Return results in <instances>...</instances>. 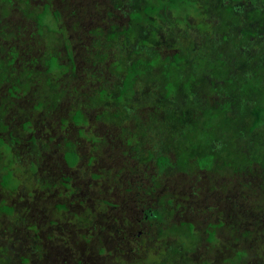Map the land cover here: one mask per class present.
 Wrapping results in <instances>:
<instances>
[{
	"label": "rangeland",
	"instance_id": "374dc122",
	"mask_svg": "<svg viewBox=\"0 0 264 264\" xmlns=\"http://www.w3.org/2000/svg\"><path fill=\"white\" fill-rule=\"evenodd\" d=\"M118 1L0 0V168L5 161L15 182L13 188L0 184V264H264V127L250 130L248 108L218 114L212 81L184 80L176 75L177 68L165 70L163 57L175 51L164 45L165 39L170 41L166 26L153 38L159 60L143 68L140 82L145 88L159 80L162 87L171 82L169 97L177 103L194 89L198 102L209 100L208 108L206 101L197 107L189 100L192 107L186 110L170 103L172 117L164 119L155 100L132 96L130 118L107 110L96 119L100 108L92 101L105 89L101 82L112 96L120 76L115 74L118 51L105 44L107 31L150 22L145 13L129 17L127 9L115 7ZM147 1L156 5L163 0ZM185 2L198 12L185 28L191 35L210 32L205 9L214 3ZM47 9L51 14L58 10V20ZM231 19L236 25L241 21ZM171 26L172 39L178 28ZM231 37L229 44L237 46L239 33ZM65 42L75 53L77 68L71 73L64 64L66 74L53 82L44 51L68 63ZM10 45L16 55L8 68ZM122 45L123 55H130L129 46ZM98 51H104L102 66L93 64ZM255 76L262 81L260 88L255 92V82L239 88L240 99L253 95L262 102L264 69ZM77 107L84 120L75 123L70 114ZM233 109L241 122H231ZM174 117L189 123L187 142L180 139ZM201 122L209 123L208 137L222 134L227 150L199 138ZM232 123L236 129L230 128ZM239 127L247 137L237 134ZM11 138L9 150L5 144ZM69 149L77 156L67 158ZM159 152L171 165L160 173L149 157ZM146 206L159 210L162 223L142 218ZM180 236L188 243L185 255H174Z\"/></svg>",
	"mask_w": 264,
	"mask_h": 264
},
{
	"label": "trees",
	"instance_id": "16d2710c",
	"mask_svg": "<svg viewBox=\"0 0 264 264\" xmlns=\"http://www.w3.org/2000/svg\"><path fill=\"white\" fill-rule=\"evenodd\" d=\"M211 1L210 5L214 3L212 8H210V6L206 7L205 12H207L206 15L211 23L212 30L210 32L204 30L206 33L197 31V33L193 35L190 34L189 28H185V24H187V21L192 20L198 12H195V7L188 6L185 0H163L161 4L156 5L148 3L147 0H119L118 2H114L116 8H119L120 10L127 9L125 13L131 18H141L143 13L146 15L148 14L150 22L138 27L130 25L123 29L111 26L107 31L108 38L105 44L108 46V49L113 48L118 51V57L116 59L118 64L115 65L116 67L119 66V68L117 67L119 72L115 74H120V76L118 77L116 84L112 85V96L111 92H107L106 84L103 83L102 79H99L102 81L100 88L104 87L105 89H103L100 95H98V99L92 101L94 106L96 105L100 108H96L100 112L96 114V119H100L107 110H111L113 114L114 111L117 114L124 112L127 114V118H130L132 110L135 109L133 105L134 103L129 102V97L132 96V98H145L147 99V102L155 100L156 102L154 103L156 104V108L161 110L164 119L172 117L169 113L170 103H173L174 109L176 110H186L192 107L189 104V100L197 105V107L200 106L199 104H204V101H206L207 103L203 106L206 107L205 109L208 108L209 100L207 98H201V101L203 100V102H198V97L196 96V91L194 89L187 91L189 98L187 97V94H185L182 103H177L169 97V94L173 92V84L171 82H166L164 87H162L159 80V82L156 81L146 88V84L140 82L141 75L144 74L143 68L151 64L153 60L157 61L156 59H158V49L156 47L153 48V38L155 41L158 34L161 32V29L163 31L164 26H166L168 29L165 33L170 41L165 39L164 45L166 44V49H175V51L172 55L163 57L162 63L165 70L172 69L171 67L177 68L176 75L184 80L199 78V80H203L204 82L212 81L214 90L213 97H216L214 99H217L215 101V108H218V114L223 115V112L231 107L248 108L252 116L251 123L249 124L250 130L258 129L262 125L264 127V96L261 98L258 97L262 102H258L257 98L253 95L240 99L241 91L239 89L241 87L247 88L250 86L251 82H255L256 84L253 88H255V92H257V88H260L259 85L262 82L255 76V73L257 74L260 70L264 69V0ZM222 6H225L229 12L223 13ZM227 6H230L231 8ZM168 10L170 13L167 12ZM47 12V15L49 16L51 13H49L48 9ZM179 13H181V17L177 18ZM52 14L54 19L58 20V10L53 11ZM232 15L236 19L241 17V21H239L237 25L232 23ZM37 16L38 15L35 16L34 14L33 23L38 30L37 24L39 26L40 22L38 21L39 18ZM158 21H161L162 24L160 25ZM170 22L172 25L174 24L176 26L175 29H179L174 31L175 36H173L172 39L171 35H169V29L172 27ZM192 29L193 28H191V30ZM234 33H239V43L237 46H232L228 41L231 40V36H233ZM122 41L123 44H127L129 49H131L130 55H123L125 50L122 48ZM64 44L66 50L65 56L68 63L60 61L58 54H51V50L44 51L47 55V71L53 76V82L61 72L66 74V71L61 70V67L64 64L70 67L71 73L75 72L77 68L74 60L75 53H73L70 45H67V42ZM231 46L236 49H233ZM102 52L104 51H98L96 53V60H93L94 65H103L104 58L102 55H104V53ZM7 54L12 55V57L9 55L7 58V67L9 68V66L11 67V65H14V56L16 55L12 45L9 46V50L6 52V55ZM141 54L149 56L150 60L146 59V57H143ZM233 56L234 59L232 58ZM84 60L85 58L81 60V63ZM184 64H187V66H184ZM51 76H49V78H51ZM71 76H74V74H71ZM205 77L208 78L205 79ZM214 77L217 79L213 81ZM48 84L50 85V83ZM225 84H232L233 88H225ZM243 92L247 94L246 91H242V93ZM35 108H40L39 103L35 104ZM241 110L242 109L239 110L240 114L242 113ZM232 114L233 115L230 119L231 122H241V119H237L236 117L235 109L232 110ZM70 116L75 123H77V119L81 120V122L84 120L81 110L78 107L75 108ZM172 120L176 126V131L180 133V139H182V141L186 140L187 142L189 139L186 136V131L189 123H180L181 121H176L178 119L175 117ZM237 123H232L230 128L233 129L234 126L236 129ZM202 124V127H200L198 131L199 138L202 141H206L210 147L227 150L228 144L222 139V134L215 139L212 137L210 138L207 135L208 133H206L210 129L209 123L203 122ZM243 128L239 127V129H237V134L247 137V134L242 131ZM79 134H82V132L79 131ZM262 143H264V140H262ZM3 144V142H0V146ZM5 146H7L9 150L10 148L12 149L13 138H11V142L8 141ZM73 152L72 149H69L66 154L67 158H69V156L76 157L77 155ZM149 157L154 159L158 173L163 172L165 167L171 166L169 165L168 157L165 154L159 152L158 155L153 157L150 154ZM71 160L72 162L75 161L73 159ZM249 161L251 162V160ZM198 165L201 166V163H198ZM0 173V184L4 187L9 186L13 188L15 182L12 170L7 167L5 161L0 168ZM260 194L262 193L260 192ZM143 210L142 217L144 219L146 216L149 220H155L156 223H162L159 210L152 208V206H146ZM158 225L161 226L162 224ZM190 227H192V225H190ZM213 227H215L214 224ZM207 233H209V238H213V232L207 230ZM178 239L174 241L178 244L175 245L178 247V250L172 251V254L175 255L177 254V251H179V253L185 255L184 250L188 243L183 236L178 237Z\"/></svg>",
	"mask_w": 264,
	"mask_h": 264
},
{
	"label": "flooded vegetation",
	"instance_id": "af4514ba",
	"mask_svg": "<svg viewBox=\"0 0 264 264\" xmlns=\"http://www.w3.org/2000/svg\"><path fill=\"white\" fill-rule=\"evenodd\" d=\"M60 122H61V123H63V121H62V120H61ZM141 210H142V212H144V210H143V209H141ZM142 218H143V217H142ZM143 219H144V218H143ZM145 220H149V218L145 216Z\"/></svg>",
	"mask_w": 264,
	"mask_h": 264
}]
</instances>
